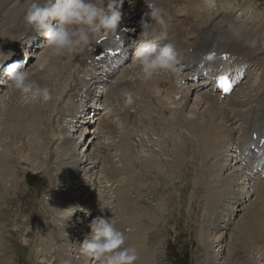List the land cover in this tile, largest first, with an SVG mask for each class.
<instances>
[{
    "label": "bare ground",
    "instance_id": "bare-ground-1",
    "mask_svg": "<svg viewBox=\"0 0 264 264\" xmlns=\"http://www.w3.org/2000/svg\"><path fill=\"white\" fill-rule=\"evenodd\" d=\"M157 1L158 4L164 6L165 11L168 13L170 17V27H169L170 31L176 30V32L178 33V36L174 35L173 37H170V39L168 40H166V38L163 39L166 40L165 42L176 44L177 47L180 49L185 47L187 49L191 47H193L194 49H198L199 47L203 46L206 48H203L200 52H208V51H218L220 53L231 52L235 55L241 56L244 61H251L255 59L256 65L262 68V74L260 76L259 82L256 81L257 83L253 85L255 87L257 86L255 90L257 89L260 90L257 92V94L259 93L260 97L262 95L264 96V92L261 91L262 88L264 87V43H260L261 46L263 47L259 49L260 51H256L259 48L257 42H260L259 36L261 33L258 34L255 31V29L253 28L254 27L253 24L235 21L231 24L229 23L230 26L227 24L224 25V21L227 22L228 19L226 16H223V17H219L217 21L212 23V25L205 26V29L203 28L199 30L195 34L196 36L194 39H189L186 37V35L190 33V31L179 23L178 16L180 14H186L193 19L194 17H196L199 18V20H201V22H203L206 25L210 22V21L205 22L206 20L211 19L210 13L209 16L202 17L199 14H197L200 13V11L198 10H193L195 12L193 11L189 12L184 9L186 8L188 10H192V8L193 9L198 8L196 7V5H201V4H197L196 2L197 0H185L184 5H177V2L179 0H157ZM129 2L128 0H125L122 9L123 16L121 23L119 25L121 28L125 27V31L121 33L123 36H126V32L130 31L131 29L133 30V28H136V30L138 29V32L141 30V27L138 23L140 19V14L136 12L137 7H135L132 11H130L129 14L131 16H129L128 14V16L125 18V14H124L125 9L129 5H131L129 4ZM13 3L14 0H0V63H2V65H0L1 67L0 74L4 73V76H5V72L3 69L4 66L3 63L5 59L8 56L14 58V56L17 53L21 51L24 52L23 50L26 44L28 43V40L26 39L28 38L29 34L33 33L31 31V28L26 24L24 20L22 9L19 7H14ZM204 7L205 6H203V8ZM205 8L206 11L203 10L204 13L208 11L207 7ZM173 10H175L176 13H174ZM119 26L117 31L113 33L111 36H115L116 34L120 33ZM220 26H222L221 30L219 29ZM224 28L227 33H223ZM232 31L234 33H232ZM251 32L256 35V39L249 50L243 45L248 46L246 41L252 35ZM253 36L251 37L253 38ZM262 36H264V33H262ZM98 39L99 38L93 40L86 48H84V50L80 51L79 53L73 54L71 58L72 60L71 63L70 62L68 63L67 59L65 60L64 56L61 57L53 56V58H50L52 55L46 54L48 52L47 50L44 51V53H42L40 59L43 56L45 57L47 55V58L44 61L49 60L48 66L46 67V65H44V67L46 68L45 70L42 69L43 71L41 70L39 72L37 71V73L30 76V78L31 80L38 83L40 86L42 87L47 86L51 91L54 90V92L52 93V98L48 103L45 104L40 102H31L27 97L21 99V96H23V94L20 93L18 90L14 89L13 87H11L12 88L11 91H8L9 96L7 97L8 98L7 101H6L7 98H5L6 105L4 106V111H0V116H2V118L0 117L1 118L0 148H2L0 151V210L3 206H6V204L1 205V203H4L6 201L8 194L11 190L8 187L10 183V179L8 177L12 174L13 169H15V167L19 168L20 163H22V160H20V156H23V154H21V152L23 153L26 152L27 154H30L36 150L34 155L40 158L41 163H44L45 165V161L48 160L47 158H49V155H46L45 151L48 154H51L50 146L52 141L55 139V137H58L60 139L59 136L62 137V131H64L63 138H65V140H63L62 138L60 139V141L63 140V142L60 145V151H59V157H61L62 161H60L61 163L59 168L60 173H57L60 175L59 195H56L55 197L57 200L55 202L58 204V206L55 205V207L51 208V210L55 214L53 219L54 221L51 219V213H49L48 221L51 223L47 221L48 232H46L47 236L51 237V240H53L51 243L53 245L57 243V247L55 248L58 249V251L59 250L61 251L62 246L63 247L66 246L68 248V249L66 248L67 249L66 251L64 250L65 255H63L62 263L63 264L74 263L73 262L74 257H78V255L80 254L79 244L82 243L85 236L90 232V228L88 227V224L90 223L91 219L97 215H104L107 216L108 218H113L117 229L125 234L127 238L126 246L130 247L131 244L137 250L139 257L137 263L152 264L148 254L149 251L145 247V242H144L145 234L143 233L144 225H141V222L139 221L138 217H140V215L136 216L134 212V208L137 207L135 201L130 198L131 196L130 193L132 192L130 185H132L131 180L133 178L131 179L129 177L130 178L128 180L129 183L126 185L123 184L122 187H120L121 184L120 185L118 184L119 186H116V189L113 187V182L110 179L105 180L103 192H100L102 191V188L100 187L99 191L97 192L98 196L94 197L93 200H91V206L88 203V199L86 197L87 194L86 191L90 187V182H88L90 179H87L88 181H86L85 186H83L82 178L88 176L92 178V176L88 174L90 172L93 173V171H96V169H99L100 162L102 163L101 165L102 168L105 170L104 171L105 173L107 172L110 174H114V173L120 174V172H118L117 170L118 168L115 165L114 154L111 153L108 149H106V147L103 146L105 144L102 142L104 135L111 136L112 132H114L112 130V128L114 127L113 122L108 117L97 115L96 119L97 121L100 120L101 122L100 125H102L101 128L102 131L100 130L99 127H97L96 131L94 130V132L92 128H89L88 130V127H86L87 128L86 131L89 133V135H87L85 140H83L80 143L84 144L85 141L87 142L86 144L87 147L85 146L86 152L90 148L92 147L93 148L89 156L85 155V153L83 152V154L87 158L85 161L83 160L84 158H82L84 156H80L81 147L79 148V143H77L79 138L77 139L76 142H74L75 138H71L68 135L69 133L74 131L71 130V125L73 126V121L68 120V118L70 119V117H68L70 113L68 112H73V110L75 109L74 114H76V110L77 107L79 106V102H83V101L86 102L85 109H89V110H86L84 112V116H87V118L90 116L91 112L93 113L99 111V108L97 109V105H99L98 103L99 97H97L96 95L98 90H96V92L92 91L91 93L89 90L84 92L85 85L89 89L87 82L92 81L94 79L93 77H89L88 79H86L87 77L85 78L84 75H89L88 73H90V75L93 76L95 73L93 69H98V63L94 62V57L95 55L99 54V52L103 49V43H98ZM126 47L131 48V44L128 43ZM33 58L34 56H32L31 61L27 65L28 70L31 69L30 64L36 61V59ZM38 59L37 61H39ZM60 59H62V61H60ZM88 59H92L93 65L88 63ZM197 62L198 60H196V63H194L190 68L192 72L190 73L187 71V74L185 76L182 73H178L177 71L167 72V73L158 74L150 80H141V78L143 79V76L142 73L140 72L139 67L137 66L135 68L133 66L134 68H131V64H129L127 67L125 66L126 68L124 69L123 73L125 74V72L130 70L127 74H131V76L137 75V73L139 74L135 76L133 80L130 81L128 78H127L128 80L122 79V77L120 76L123 73L120 74L116 78V80L112 82V84L109 86L110 88L113 85V83L115 85L112 86V92L110 93L109 98L110 99L115 98L116 99V100L114 99L115 101H119V103H123L124 98L122 93L124 92V88L127 89V91H129V88H131V91L136 90L140 92H145L148 97H152L150 91L154 92L158 104L159 101L160 103H162L161 99L165 96L171 97L174 101H177L176 99L178 98H180L179 101H185L183 105L182 103H179V105L181 106L180 108L173 109L172 112L170 110L172 115L171 118L173 117L175 118H173L174 120L172 122H169L168 127L164 125L163 132L167 129L168 134L165 132L166 135L171 136V134H174L173 142H175V152L177 153L180 152V154H183L185 156H190L191 162H193V160L199 162L200 166H198L197 163V167L198 168L200 167L199 170L201 172V175L202 173L204 175L202 176V178L204 177L206 179L204 172L206 171L209 172L210 176L214 174H217L218 176L219 172L224 170L220 164L222 150L224 147L228 148L230 146L231 140L233 139L236 140V131L234 130L233 127L229 126L228 123L229 124L232 123V125H234L235 123L238 124V121L241 120L240 124L242 126V129H240L241 135L238 144L245 142L246 143L244 147L245 149L247 148V145H250L252 143L253 133H257L259 134V136H261L264 133V113H261V111L264 112V105L261 104L259 106V109L261 111H259V116L257 117L258 120L259 117L262 116V122L257 123L256 121H254V119H256V115H255L256 113H253L254 110L251 109L249 110V108L248 109L246 108L249 112V115L246 118L240 116L239 113H242L241 110L243 109H238L237 106L239 104H243L244 103L243 100L247 101L245 102V105L248 106L249 104H252L255 99L254 95L253 96L249 95L248 100L247 98H245V94L249 92L248 87L251 85V83H247L245 84L246 87H244L245 86L244 85L239 89V92L243 91L244 97L240 95L241 93L238 94L237 97H234L235 94L233 92H232L233 94L231 93L232 95L228 96V98L226 99H222V97H220L219 95L200 93L199 96L201 97V102H203L204 104V101H206V106H207L206 109L208 110L207 111L208 113L206 114V118L203 121H201L198 112L195 110V108L197 107L196 106L190 110V112H193L194 114V118H190L189 116H187L186 111L184 109L187 106V102L192 101L193 98L192 95L195 93L196 90H194L193 88L194 86L193 83H191L190 86L189 85L187 86V83H182V84L180 83L189 77L188 74L192 75L194 73L193 76L197 75L195 73L198 72ZM129 66L130 69L127 70ZM51 70L55 74L50 72ZM50 73L53 74L52 76L56 77L55 80L56 82L50 83L49 79L47 80L46 76L47 74ZM0 84H2V81H0ZM67 88H68V93L66 91ZM113 88L115 90L118 89L120 90H118V92L117 91L113 92L114 91ZM122 88L123 90H121ZM132 88L134 90H132ZM159 89L166 90L169 96L168 95L163 96V94H161V91ZM60 91H62V93ZM69 95H71L72 100L66 102L60 110L58 105L60 103L62 104L65 101L64 97ZM6 96L4 95V97ZM2 100L3 98L0 101V105ZM228 103L230 106H227ZM232 105L234 106L232 107ZM159 107L162 113L168 110L167 108H163V107L161 108L160 104ZM109 114L110 116H120V119L124 117L127 120H129L126 110L121 115L120 112H118L117 110H115V108H113L110 110ZM236 116L239 117L238 120H237L238 117L236 118ZM49 118L54 119V122H52V127L50 124L45 123L46 120L48 121L50 120ZM124 118L122 120L127 122V120H125ZM165 120H163V122H165ZM97 121L94 124H96ZM151 125L156 130H158L157 125L154 126V119ZM176 127L178 128V133L172 132V130L173 131L175 130L176 132L177 129ZM184 129L188 131V134L186 132H183ZM42 131L45 132V135L39 137L38 141H36L35 135L36 134L41 135ZM49 133H52L54 136L53 140L50 142H48ZM93 133H95V138L98 139V143H97L98 145L94 144V142L91 140ZM21 134H23V136H21L20 139L21 141L20 145H22L20 147L19 145H17L18 143L17 137ZM250 135L251 137L249 138ZM189 136L192 137L193 140L190 139ZM133 138L134 137L132 135L130 136V139L129 137L124 135L123 138L120 139L119 141L118 148L116 147L118 149V153H120V154H116V156H120L121 162L125 164L123 165V169L124 170L128 169L126 168L127 166L135 165L136 161L142 159L144 160V162L149 161V164H151L153 167L155 166L162 170L161 168V166L163 165L162 163H166L165 158L163 157H165L164 155L170 156L168 155L170 151H167L166 148L165 151L159 150L158 155L161 154V157L159 159L153 154L145 153L143 155L140 151L139 152L135 150L131 151L130 150L132 144L131 141L132 142L134 141ZM194 145L198 147L199 149V150L197 149L198 151L196 149H195L196 151L193 149ZM43 149L45 151H43ZM220 151L221 154L218 157ZM42 152L47 157L44 158L42 156L43 155ZM130 152L132 154L129 155ZM166 152H168V154H165ZM211 157L217 161L214 165L211 166L210 169L208 168L207 170H205L203 166L206 163V161ZM24 159L26 158L24 157ZM8 161H14V162L13 164L11 163L7 164ZM230 161L232 163L234 162V160L232 159V153H231ZM180 164L182 167L184 166L183 161L182 162L180 161L178 165ZM178 165L176 166L178 167ZM246 166L247 165H243V167H241L237 165V167L235 168L237 171H239L242 174L239 177L241 179H244L242 177L243 173L244 172L245 174L247 173ZM175 168L176 167H174L172 170L167 168V172H171V171L174 172ZM72 169L73 172L71 171ZM63 171H67V174L64 175L65 173ZM127 171H131V170L128 169ZM70 172L72 173L71 175H69ZM200 172L197 173V176L199 177H200ZM235 180H238V178L231 177L229 180L218 179L216 180L217 183H215L214 181L215 184L211 183L210 185L205 186L206 188L205 190H207L209 194V199H211L210 201L213 202L212 206L214 213H216L217 210V203L221 201V197L223 195L225 196L224 198L227 197L228 192L227 194L225 192L232 185V183L235 182ZM254 184L258 186L256 188V193L258 195L257 197L258 202L256 201V204L252 206V208H250V210L247 212L248 220L245 221L243 226L240 225L241 230H243L242 233L244 232V234L242 235V237H244L242 239V242H243V246L244 243L248 245L249 244L248 238L252 237L253 235L256 236L254 240L261 242L257 245V247L255 246V249L257 250L258 253L261 254V257L264 260V235L261 234L264 232V180H259ZM76 186L77 187L83 186L84 196L79 197L80 195L77 196L75 194L74 188ZM244 191L245 189L242 188L243 194ZM230 192L232 195L233 194L232 192L234 191H230ZM242 196L238 198L236 197V201H235L236 204L243 199ZM12 199L14 201L12 210H15L16 209L15 205L19 202V199L17 197H13ZM67 201H71L70 205H68ZM124 201L129 202L130 211H128L127 213H123L120 209V203L124 204ZM82 203L84 206H88L89 209L85 210V208L87 207L84 208V206H81ZM101 206L104 208L103 212H101ZM20 207H21V212H25L28 209V207L24 205H20ZM89 212L91 214L93 213V215L92 216L87 215V213ZM144 215L145 214H143V216ZM124 217L126 218V220H124ZM150 217L156 219V215H152ZM124 222L127 224H124ZM134 223L136 225L135 230H133L132 228L134 227ZM52 225L55 226L54 227L55 232L51 234L49 232H51ZM208 227L209 224L206 226V228L208 229ZM75 229H78V231H75ZM67 232L68 235L66 234ZM135 233L136 234L138 233V235H135ZM27 234H29V232H27ZM59 235H61V237ZM74 238H76L75 242L71 240ZM55 240L56 242H54ZM237 241L239 240H236V242ZM252 244L253 242L251 243V247ZM207 245L209 244L207 243ZM89 260H90L89 258H87L86 260L80 258L78 259V261L77 260L76 261L77 264H89V262H91V260L90 261Z\"/></svg>",
    "mask_w": 264,
    "mask_h": 264
},
{
    "label": "rangeland",
    "instance_id": "rangeland-1",
    "mask_svg": "<svg viewBox=\"0 0 264 264\" xmlns=\"http://www.w3.org/2000/svg\"><path fill=\"white\" fill-rule=\"evenodd\" d=\"M203 3H205V7H207L208 9L206 13H204V11H206V8L205 7L203 8L204 5L201 6L195 4L196 7L198 8L196 9L192 8V10H188L184 7L183 8L189 12L193 10H198L200 11V13L197 12L196 13L202 17L209 16L210 13L211 19L213 17L218 18L220 15L227 16L228 14L232 13L233 18L237 19V21L244 20L253 24L254 25L253 28L255 29V31L261 33L260 36H262V33H264V0H204ZM127 8L125 9V13H124L125 15L128 13L126 11ZM173 12L176 13L175 10H173ZM228 21L231 22V19H228ZM157 25L158 24H154L151 32L156 34L155 36H159L160 34H162L163 36L164 31H162L161 29L157 30L155 28V26ZM261 41L262 42L264 41V36L261 37ZM42 52H40V56L42 55ZM46 54H50V52L48 51ZM72 55L64 56L65 60L67 59L68 63L72 62L71 60ZM40 56L38 59L39 61L36 60L35 62H32L30 64L31 66L30 69L31 71L29 70L30 76L37 73V71L39 72L40 70L41 71L45 70L46 68L44 67V65H46V67L48 66L49 60L44 61L46 60L47 55L45 57L43 56L41 59ZM50 58H53V55ZM60 61H62V59H60ZM129 64H131V68L137 67V65H135L133 61H131ZM128 69H130V66L127 68V70ZM129 71L125 72V74L123 73L120 77H122V79L125 80L129 79L130 81L133 80V78L139 74L137 73V75L134 76L132 75L133 76L132 77L131 74H127ZM50 72L54 73L52 70ZM261 74H262V69H260V67H256L254 69L251 82H249L251 83V85L248 87L249 92L245 94V98H247V100L249 95L251 96L254 95V97H256L257 92L260 91L259 89L255 90L257 86L255 87L253 84L259 82ZM52 75L53 74L50 73L47 74L46 76L47 80L49 79L50 83L56 82L55 81L56 77ZM141 80L144 79L141 78ZM246 82L245 84L248 83ZM112 86H115L114 83ZM112 86L110 87L111 89L107 88L103 92L101 99H102V106L104 108L105 117L106 115L109 116L108 118H110V120L114 124V128H113L114 133L112 137L113 142L108 150L114 154L115 165L118 168L117 170L118 172H120V174L117 173V175L113 179L115 180L116 186H119L121 184L120 187H122L123 184L126 185L129 183L128 180L130 178L131 179L133 178L131 180L132 185H130L132 190V192L130 193L131 195L130 198L135 201L137 207L134 208V212L136 216L140 215V217H138L139 221L141 222V225H144V229L142 227L143 233L145 234L144 242L146 249L149 251L148 254L151 263L152 264H264V260L262 259L261 254L258 253L257 250L255 249V246L257 247V245L261 241L254 240L256 236L253 235L252 237L248 238L249 244L246 245L244 243L243 246L242 239L244 237H242V235L244 234V232L242 233L243 230H241V226H243L245 221L248 220L247 212L250 210V208H252V206L256 204V201L258 202L257 199L258 195L256 193V188L258 186L255 185L252 181H249L244 175L242 177L245 180L239 178L240 175L242 174L235 169L237 165H233V163H231L230 161V157H231L230 146L228 148L224 147L222 150V154L221 151L218 154V157L221 154L220 164L224 170L220 171L218 176L217 174L210 176V173L206 171L204 172L206 179L204 177L202 178V176L204 175L203 173L201 175V172L199 170L200 167L199 168L197 167V163L198 166H200L199 162L195 160L191 162L190 156H185L183 154H180V152L178 153L175 152V142H173L174 134H171V136L169 135L171 138L167 135L166 137H164V139H162L163 145L168 147L167 151H170V153H172V154L170 153L168 154V152L165 153L170 156L164 155L165 157L163 158H165L166 163H162L163 164L161 166L162 170L158 167L155 166L153 167L151 164H149V161L144 162V160L142 159H139L140 161L139 160L136 161L135 165H131L127 167L124 166L130 169L132 172L127 171L128 169L124 170L123 165L125 164L121 162L120 156H116V154H120L118 153L117 148L120 139H122L124 135L129 137L130 139L131 134L128 133V131L131 128L132 131H134V128L132 127L133 122L131 120L129 122L126 118L123 117L125 120H127V122H125L124 120H122L123 118L120 119V116L112 117L110 116V114L108 115L110 110L113 108H115V110L120 112L121 115L122 113L125 112L127 108H129L124 106L123 104L124 102L119 103V101H115L116 100L115 98H114L115 100L109 98V95L112 92ZM244 87H246V85ZM11 89L12 88L7 90L11 91ZM7 90H4L0 94V101L3 98L0 105V111H4V106L6 105V101L8 100L7 97L9 96L8 95L9 93ZM113 90H114L113 92L116 91L118 92V90L120 89L115 90L113 88ZM121 90H123V88ZM132 90L134 89L132 88ZM5 91H7V94ZM66 91L68 93V88L66 89ZM124 91H127V89L124 88ZM129 91H131V88H129ZM51 92L53 93L54 90H52ZM60 92L62 93V91ZM150 92L152 97H148L145 92L139 91L138 92L139 94L137 93L138 99H136L135 103L133 104L135 106V112H133L135 116L134 120L136 121V125L134 127L138 130V133H142L143 129H145V126L147 124H150L151 120L153 123V119H154V126L157 125V129L160 130L161 133L165 134L166 132L168 134L167 129L163 132L164 125L168 127L169 122H172L174 120L173 118H175V117L171 118L172 110L180 108L181 106L179 105V103H182L183 105L185 101H179L180 98L176 99L177 101H174L171 97H166L165 95H163L165 96L161 99L163 104L160 103V101L159 104L161 108L162 107L167 108L169 111L167 110L166 112L162 113L159 104L156 101L155 93L152 91ZM200 93L203 92H197L192 95L193 98L192 101H190L191 104L190 102H187V106L185 107L184 110L186 111L187 116H189L190 118H194V114L193 112H190V110L197 106L195 110L198 112L200 120L203 121L206 118V114L208 113L207 112L208 110L206 109L207 107L206 101H204V104L203 102H201V97L199 96ZM238 94L244 97L243 91L235 92L234 97H237ZM4 95L7 96L4 97ZM70 97L71 95L64 97L65 101L62 104L60 103L58 105L60 110L66 102L72 100ZM134 97H136L135 94ZM5 98H7L6 101ZM24 98H26L24 95L21 96V99ZM261 98H263L264 100L263 95L261 96ZM243 101H244L243 104L247 102L246 100ZM262 105H264V101L262 102ZM131 107L132 106H130V108ZM237 108L243 109L241 110L242 113H239L240 116L246 118L249 115V112L247 110L248 107L246 106L244 107L242 104H239ZM253 113H256L255 114L256 117L259 116V112L257 113L256 111H254ZM261 113L264 112L261 111ZM90 115H91L90 116L91 119H93V117L95 118V115L93 113ZM70 116L71 115H69V117ZM0 117L2 118V116ZM237 117L238 116H236V118ZM259 118H262V116H260ZM49 119L50 122L46 120L45 123L50 124L52 127V122H54V119L52 118ZM238 119L239 117L237 118V120ZM163 120H165V122H163ZM95 121L96 119H94V122ZM240 121L241 120L238 121V124L235 123L234 125H232V123L231 124L228 123V125L233 127L234 130L236 131V139L238 138V140L241 135V130L240 132H238L239 127L241 126ZM88 125L89 123H76L74 120L73 126L71 125V130L74 131L68 134L69 137L75 138L74 142H76L77 139L79 138L77 143H79V148L81 147L80 148L81 150L79 149L80 156H84L82 157L84 158L83 159L84 161L87 159L85 155L89 156L93 148V147L90 148L86 152L85 150L87 147L86 146L87 142L85 141L84 144L80 143L83 140H85L87 135H89V133L86 131L87 130L86 127H88L89 129L91 126ZM63 132L64 131H62V137L61 136L59 137L60 139L62 138L63 140H65V138H63ZM172 132L178 133V128L176 129V132L175 130L174 131L172 130ZM183 132H186L188 134V131L186 129H184ZM44 135H45L44 131H42L41 135L36 134L35 135L36 141H38L39 137H42ZM21 136H23V134L17 137V141H18L17 145H19L20 147L22 146L20 145ZM53 137H54L53 134L49 133L48 142L52 141ZM93 137L94 136L92 135L91 140L97 143V139H93ZM60 139L58 137H55V139L52 141L50 146L51 154H48L43 149V151H45V154L49 155V158H47L48 160H46L47 162L45 161V165L44 163H41L40 158L34 155L36 150L30 154H27L26 152L24 153L21 152V154H23V156L26 159H24L23 156H20V160H22V163H20V167L19 168L15 167V169H13L12 174L8 177L10 179V183L8 187L11 190L8 194L6 201L4 203H1V205L6 204V206H3L0 210V264H63L62 263L63 255H65V251L68 248L66 246L64 247L62 246L61 251L60 250L58 251V249L55 248L57 247V243L53 245L51 243L53 240H51V237H48L46 233L48 232L47 224L49 222L48 221L49 213H51L52 220L54 219L55 216L51 208L55 207V205L58 206V204L55 202L57 201L55 197L56 195H59L60 175L57 173H60V169H59L61 164L60 161H62L61 157H59V151H60V145L63 142V140L60 141ZM190 139L193 140L192 137H190ZM131 143H132L130 149L131 151L132 150L138 152L140 151L143 155L145 153L153 154L158 159L161 157V154L158 155V152L153 151L148 147L147 148L145 146L141 147L135 141L133 142L131 141ZM195 147L196 146L194 145L193 149L197 150L198 147L196 148ZM1 149L2 148H0V151ZM159 150L165 151V148L162 147V144ZM83 152L85 153V155L83 154ZM42 154L44 158L47 157L43 152ZM130 154L132 153L130 152L129 155ZM180 161L184 162L183 167L181 166V164L178 165ZM216 161L217 160H215L212 157L209 158L203 166L204 169L205 170H207L208 168L210 169L211 166L216 163ZM13 162L14 161H8L7 164L10 163L13 164ZM229 164L233 165V167L230 169H228ZM176 165H178V167ZM166 166L170 170L176 167L175 171L167 172ZM71 171L73 172V169ZM63 172L65 173L64 175L67 174V171H63ZM198 172H200V177L197 176ZM71 174L72 173L70 172L69 175ZM231 177H237L238 180H235V182H233L232 185L225 192L226 194L228 192L227 197L224 198L225 197L224 195L221 197V201L223 202L219 201L217 203V210L216 213H214L212 206L213 202L210 201L211 199H209V194L208 191L205 190L206 189L205 186L210 185L211 183L212 184L217 183L216 180L218 179L229 180ZM242 188L245 189L244 194L242 193ZM74 190L77 196L79 195H80L79 197L84 196L82 186L81 187L76 186ZM230 191H234L232 193L235 194L236 196L233 194L231 195ZM86 193L88 194V191H86ZM241 196L243 197L241 203L236 204L234 202L236 200V197L238 198ZM13 197H17L19 199V202L15 205L16 208L15 210H12L14 203L12 199ZM67 202L68 205H70L71 201H67ZM20 205L27 206L28 207L27 211L21 212ZM81 206H84L83 203ZM18 207L20 210L18 209ZM84 208L85 210L89 209L88 206H84ZM120 209L123 213H127L128 211H130L129 202L124 201V204L120 203ZM143 214L145 215L143 216ZM152 215H156L157 220L154 219L153 217H150ZM124 220H126L125 217ZM124 224L127 223L124 222ZM208 224L209 227L207 229L206 226ZM135 226L136 225L134 223V227H132L133 230L136 229ZM54 227L55 226L52 225L51 232L49 233L52 234L55 232ZM75 231H78V229H75ZM27 232H29V234H27ZM66 234L68 235V232ZM261 234L264 235V232ZM135 235H138V233L137 234L135 233ZM59 236L61 237V235ZM71 240L75 242L76 238ZM236 240L239 241L236 242ZM54 242H56V240ZM252 242L253 244L251 247ZM207 243L209 245H207ZM130 247L133 246L130 244ZM80 258H82L83 260L87 259L79 254L78 257H74L73 264H77V261ZM89 264H97V262L91 260Z\"/></svg>",
    "mask_w": 264,
    "mask_h": 264
},
{
    "label": "clouds",
    "instance_id": "clouds-1",
    "mask_svg": "<svg viewBox=\"0 0 264 264\" xmlns=\"http://www.w3.org/2000/svg\"><path fill=\"white\" fill-rule=\"evenodd\" d=\"M144 2L148 11L139 21L142 31L133 45L132 61L139 67L143 79L150 80L161 73L176 72L177 59L172 43L161 45L150 38L154 24H158L162 31L169 29L168 13L157 0ZM124 3L125 0H14L13 6L22 9L26 24L35 34L33 40L37 36L46 38L41 45L42 50L61 57L77 54L94 39L107 38L115 33L122 20ZM26 64L27 57L5 68L8 85L31 102L48 103L52 98L51 90L31 80ZM122 95L126 107L138 99L131 91H124ZM102 142L108 145L113 140L110 135H104ZM103 210L101 206V212ZM88 227L90 232L79 244L82 257L97 264H137V250L126 246V236L117 229L113 218L97 215Z\"/></svg>",
    "mask_w": 264,
    "mask_h": 264
}]
</instances>
